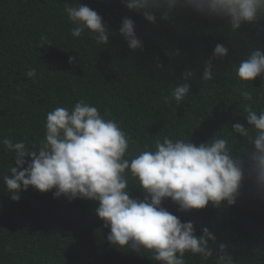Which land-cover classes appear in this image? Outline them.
<instances>
[{"label":"trees","instance_id":"obj_1","mask_svg":"<svg viewBox=\"0 0 264 264\" xmlns=\"http://www.w3.org/2000/svg\"><path fill=\"white\" fill-rule=\"evenodd\" d=\"M74 2L101 15L109 32L107 45L70 35L73 25L63 8ZM156 15L158 22L149 23L121 0H0V138L37 145L47 112L84 100L120 124L133 154L163 136H189L199 144L215 133L242 151L243 138L234 134V140L230 131L234 123L246 125L244 105L250 102L233 89L252 92V107L259 111L264 108V79L239 81L233 65L249 50L264 53V19L242 24L233 33L226 21L179 4L167 20L160 19L159 11ZM124 17L133 19L143 50L131 51L120 35ZM42 34L51 45L39 47ZM216 43L229 49L228 56L213 60V79L203 81L200 76ZM177 49L178 55L165 54ZM69 57L75 59L69 63ZM29 67L36 69V77L26 76ZM186 68L195 73L188 96L178 106L165 103ZM13 155L0 148V264H158L150 253L111 246L109 229L94 212L95 201L54 198L55 189L40 192L31 186L13 201L2 180L10 175ZM249 187L245 181L230 206L178 212L170 199L163 206L182 222L191 221L197 235L207 227L216 236L211 245L226 243L236 264H264V199L254 198ZM132 195L143 199L144 193L134 188ZM185 261L214 264V258L201 261L190 254Z\"/></svg>","mask_w":264,"mask_h":264},{"label":"clouds","instance_id":"obj_2","mask_svg":"<svg viewBox=\"0 0 264 264\" xmlns=\"http://www.w3.org/2000/svg\"><path fill=\"white\" fill-rule=\"evenodd\" d=\"M121 3L129 10L141 12L152 24L158 22V11L160 19L167 20L178 4L201 16L226 21L233 33L242 24L264 19V0ZM63 12L73 25L72 37L87 35L98 46L108 44L106 24L95 10L74 2L66 3ZM118 31L131 51L143 50L133 19L122 18ZM45 45L51 42L42 34L39 47ZM228 53L227 47L216 43L200 79L212 80V61ZM165 54L175 56L179 50ZM74 59L69 57V63ZM233 69L239 81L252 82L258 76L264 79V53L259 48L249 50ZM36 75V69L29 67L26 76ZM194 76L186 68L170 95L164 98L165 103L174 101L180 105L188 96L189 81ZM233 90L250 102L244 105L246 125L234 123L230 131L234 140V134L243 138L242 151L234 150L229 139L215 133L199 144L190 142L189 136H163L155 140L154 146L145 145L133 154L129 137L120 124L105 118L96 106L79 100L71 108L55 107L46 113L44 135L37 145L30 147L24 139L0 138V148L14 154L10 175L3 176V184L13 201L19 200L21 190L31 186L40 192L55 189L54 198L63 195L68 201L84 198L97 202L94 212L109 229L107 242L118 248L150 253L158 264H186L185 254L201 261L214 258V264H236L226 243L211 245L216 236L207 227H202L197 235L191 221L182 222L163 206L169 199L178 206V212L203 209L209 204L230 206L236 202L245 181L249 182V193L254 198L264 199V108L257 111L252 107V92L237 86ZM260 98L264 99V95ZM134 188L144 193L143 199L132 195Z\"/></svg>","mask_w":264,"mask_h":264}]
</instances>
